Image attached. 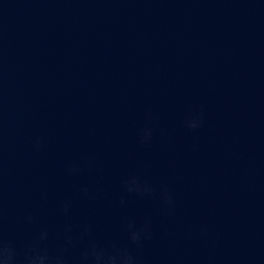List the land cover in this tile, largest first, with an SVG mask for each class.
Masks as SVG:
<instances>
[{"label": "water", "instance_id": "95a60500", "mask_svg": "<svg viewBox=\"0 0 264 264\" xmlns=\"http://www.w3.org/2000/svg\"><path fill=\"white\" fill-rule=\"evenodd\" d=\"M132 175L167 185L175 214L125 193ZM0 181L21 249L41 228L55 249L68 224L127 246L126 222L150 219L141 264H264V0H0Z\"/></svg>", "mask_w": 264, "mask_h": 264}, {"label": "clouds", "instance_id": "9594fccd", "mask_svg": "<svg viewBox=\"0 0 264 264\" xmlns=\"http://www.w3.org/2000/svg\"><path fill=\"white\" fill-rule=\"evenodd\" d=\"M149 119L152 120V124L140 131L139 142L142 145L151 143L158 123V118L152 117L151 113H149ZM203 125L202 112L194 113L184 121L185 128L193 132L202 128ZM43 144L42 137L34 138L33 147L35 150L40 151ZM95 166V158L89 156L82 161H73L68 164L65 168V174L73 177L78 175L84 168L92 170ZM121 186L125 193L134 194L141 198L158 196L162 215L171 217L175 214V197L167 185H160L157 188L153 184L141 180L139 176L132 175L123 178ZM79 193L82 198L87 200H96L99 196L98 190L88 184L81 185ZM40 197L42 201L46 202L48 193L43 191ZM125 203L126 200L122 196L120 199L121 206ZM57 206L65 215H68L72 209V200L70 197H65L58 201ZM4 219L3 188L2 181H0V264H141L133 249L143 247L146 241L153 238L150 219H146L140 225H137L134 220L126 222L124 230L128 239L127 246H122L116 241L103 244L98 242L90 224L79 226L68 224L58 233V238L62 243L55 249L49 246L50 232L47 228H41L21 249L18 248L13 239L5 235ZM26 220L31 223L34 217L28 215ZM192 232L193 229L190 228L188 235H191ZM198 232L201 235H207V228L201 226Z\"/></svg>", "mask_w": 264, "mask_h": 264}]
</instances>
